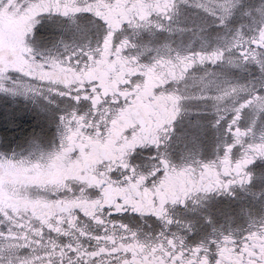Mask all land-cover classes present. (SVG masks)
Listing matches in <instances>:
<instances>
[{
    "label": "snow or ice",
    "instance_id": "obj_1",
    "mask_svg": "<svg viewBox=\"0 0 264 264\" xmlns=\"http://www.w3.org/2000/svg\"><path fill=\"white\" fill-rule=\"evenodd\" d=\"M0 94V264H264V0H0Z\"/></svg>",
    "mask_w": 264,
    "mask_h": 264
},
{
    "label": "rangeland",
    "instance_id": "obj_2",
    "mask_svg": "<svg viewBox=\"0 0 264 264\" xmlns=\"http://www.w3.org/2000/svg\"><path fill=\"white\" fill-rule=\"evenodd\" d=\"M22 104V100L14 102L12 98L0 94V120H2L8 112L22 111Z\"/></svg>",
    "mask_w": 264,
    "mask_h": 264
},
{
    "label": "flooded vegetation",
    "instance_id": "obj_3",
    "mask_svg": "<svg viewBox=\"0 0 264 264\" xmlns=\"http://www.w3.org/2000/svg\"><path fill=\"white\" fill-rule=\"evenodd\" d=\"M22 103V102H21ZM22 111L25 113H28V108L24 105V103L22 104ZM29 116L31 117L28 121V123L33 124V126H35L36 123V118L34 117V115H32L31 113H28ZM32 130L31 128H26V131H30ZM49 137L50 139L54 137V126H52L49 130ZM229 205H233V207H235L234 202L227 200L225 198H221L219 205H217L218 208H223Z\"/></svg>",
    "mask_w": 264,
    "mask_h": 264
},
{
    "label": "clouds",
    "instance_id": "obj_4",
    "mask_svg": "<svg viewBox=\"0 0 264 264\" xmlns=\"http://www.w3.org/2000/svg\"><path fill=\"white\" fill-rule=\"evenodd\" d=\"M31 131V130H30Z\"/></svg>",
    "mask_w": 264,
    "mask_h": 264
}]
</instances>
